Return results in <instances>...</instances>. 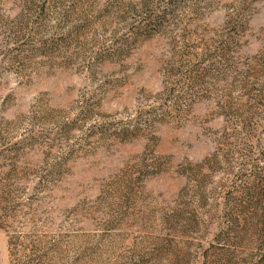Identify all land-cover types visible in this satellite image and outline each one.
Listing matches in <instances>:
<instances>
[{
	"label": "rangeland",
	"instance_id": "374dc122",
	"mask_svg": "<svg viewBox=\"0 0 264 264\" xmlns=\"http://www.w3.org/2000/svg\"><path fill=\"white\" fill-rule=\"evenodd\" d=\"M262 57L264 0H0V264H263Z\"/></svg>",
	"mask_w": 264,
	"mask_h": 264
},
{
	"label": "trees",
	"instance_id": "16d2710c",
	"mask_svg": "<svg viewBox=\"0 0 264 264\" xmlns=\"http://www.w3.org/2000/svg\"><path fill=\"white\" fill-rule=\"evenodd\" d=\"M222 44H226L224 41H222ZM227 45V44H226ZM228 48V46H223L222 47V50L217 54L218 55V57H225V54H223V52H225V50ZM261 60V61H260ZM260 61V62H259ZM259 61H258V65H259V68H260V72H263L264 73V57H262L261 59H259ZM259 73V71L256 73V74H258ZM243 209H245V207L244 206H241L240 208H239V212L240 211H243ZM262 222H263V224H264V216H263V218H262V220H261ZM17 239H18V241H20V237H9V247H10V255H11V258L13 259V257H15V254L13 253V247L15 248V247H17V244H16V241H17ZM258 240H259V242L261 243V248H259V249H261L262 250V254H261V257H260V261H261V263H263L264 264V236H259V238H258ZM14 241V242H13ZM235 245V244H234ZM204 256H205V254H204ZM208 256L206 255V258H207Z\"/></svg>",
	"mask_w": 264,
	"mask_h": 264
}]
</instances>
